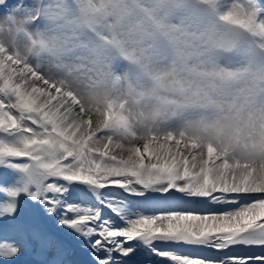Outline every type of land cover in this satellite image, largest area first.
Masks as SVG:
<instances>
[{
    "label": "clouds",
    "instance_id": "9594fccd",
    "mask_svg": "<svg viewBox=\"0 0 264 264\" xmlns=\"http://www.w3.org/2000/svg\"><path fill=\"white\" fill-rule=\"evenodd\" d=\"M262 11L259 0H20L0 12V59L29 86L38 73L73 94L17 180L46 182L42 165L71 154L102 178L159 187L168 174L153 164H167L191 198L216 192L227 160L237 179L251 174L247 191H264Z\"/></svg>",
    "mask_w": 264,
    "mask_h": 264
},
{
    "label": "snow or ice",
    "instance_id": "6c2138e0",
    "mask_svg": "<svg viewBox=\"0 0 264 264\" xmlns=\"http://www.w3.org/2000/svg\"><path fill=\"white\" fill-rule=\"evenodd\" d=\"M17 63L11 58L0 59V169L8 170L7 177L0 173V184L10 185L0 186V193L7 198L0 204V218H7L5 223L12 230L29 232L41 250H54L56 258L51 264H69L64 259L68 248L46 231L19 219L17 198L21 195L35 202L39 212L59 230L67 232L87 255L86 264H136L141 252L170 264H264V255L214 257L157 246L159 242L216 253L241 245L264 248V191L204 192L183 198V184L168 166H159L168 174L166 186L159 187L156 180L150 186L143 180L102 178L90 166L73 165L71 154L59 167L42 165L52 170L46 182L31 175L17 180L15 173H23L38 159L28 150L37 143L35 134L59 132L54 127L55 118L66 114L73 97L71 92L62 96L63 89L46 79H35L38 73H28L34 77L29 86L20 79L24 73ZM45 122L47 126L42 128ZM153 167L158 166L154 163ZM20 250L17 245L0 244V259L13 264Z\"/></svg>",
    "mask_w": 264,
    "mask_h": 264
},
{
    "label": "bare ground",
    "instance_id": "6f19581e",
    "mask_svg": "<svg viewBox=\"0 0 264 264\" xmlns=\"http://www.w3.org/2000/svg\"><path fill=\"white\" fill-rule=\"evenodd\" d=\"M213 155H214V153L210 151L209 161H208L209 164L214 162L212 159ZM149 158H151V157H149ZM183 163L185 165V167L182 169L183 177L188 178L189 176L194 175V173H192L190 171L189 167L187 166V161H183ZM157 166H160V165H157ZM163 166H168V165L165 164ZM221 167L224 171V176L222 177L220 183L215 187V191H216V189H220V190H226L227 192H230V191H233V192L241 191V192H243V191H245V190H242L243 188L247 189L248 185L251 183V180H252L251 174L243 175L239 179H237V177L235 175L231 174V169L233 168V165L227 160L221 162ZM235 167H239V165L237 164V165H235ZM212 183H213L212 179L206 175L205 176V184L211 185ZM225 185H229L232 188L229 186L227 187ZM216 192H218V191H216ZM196 210H203V209L197 208ZM56 231H57L58 235H63L62 230H59L57 227H56ZM64 239L67 240L68 238L64 235ZM133 243H135V242H133ZM71 245L73 247L77 246L76 244L74 245L72 243H71ZM157 246L160 248H168L167 250H169V251H186L189 254H195V255H209L210 254L214 257H222V256L227 255V254H235L238 256L264 255L261 252L253 253V252H250L249 250L248 251L242 250L241 248L229 249L225 253H216L213 250H201V249H196V248H191V247L187 248L185 246L182 247L180 245H165L162 243H157ZM135 260H136V264H170L169 261L163 260L162 258L156 257L154 255H149L146 252H141L135 258Z\"/></svg>",
    "mask_w": 264,
    "mask_h": 264
},
{
    "label": "rangeland",
    "instance_id": "374dc122",
    "mask_svg": "<svg viewBox=\"0 0 264 264\" xmlns=\"http://www.w3.org/2000/svg\"><path fill=\"white\" fill-rule=\"evenodd\" d=\"M0 186H2V187H6V186H10V185H3V184H0ZM225 186L228 187L229 185H225ZM229 187H231V186H229ZM231 188H232V187H231ZM242 190H247V189H246V188H243ZM0 200H1V201H0V204H3V203H5V202L7 201V198H6L5 196H2V197L0 198ZM17 203H18V210H19V205H20V203H19L18 200H17ZM18 215H19V217H20V215H23V216H24V219L26 220L27 223L30 222L32 219L35 218V216H33V215H31V214H30V216H27V215H25L23 212H22V213H21V212H18ZM6 219H7V218H0V220H4V221H6ZM15 237H19V238L21 239V238H22V234L19 233L18 231H15V233L13 234V238H15ZM3 243L13 244L11 240L0 241V244H3ZM0 264H6L5 260L0 259ZM13 264H28V263H25V262L23 261V259H22L21 256H20V253H19L18 256H17L16 258H14Z\"/></svg>",
    "mask_w": 264,
    "mask_h": 264
}]
</instances>
